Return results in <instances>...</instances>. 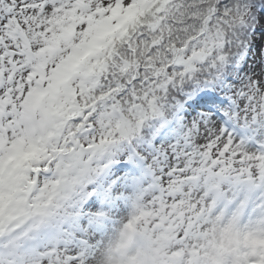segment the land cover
Instances as JSON below:
<instances>
[{
  "label": "snow or ice",
  "instance_id": "6c2138e0",
  "mask_svg": "<svg viewBox=\"0 0 264 264\" xmlns=\"http://www.w3.org/2000/svg\"><path fill=\"white\" fill-rule=\"evenodd\" d=\"M0 264H264V0H0Z\"/></svg>",
  "mask_w": 264,
  "mask_h": 264
}]
</instances>
